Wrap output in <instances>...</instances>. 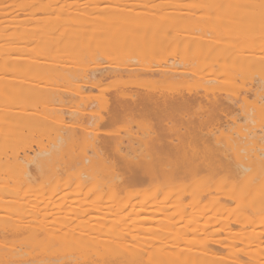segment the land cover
<instances>
[{
	"label": "bare ground",
	"instance_id": "bare-ground-1",
	"mask_svg": "<svg viewBox=\"0 0 264 264\" xmlns=\"http://www.w3.org/2000/svg\"><path fill=\"white\" fill-rule=\"evenodd\" d=\"M170 45L178 62L153 68ZM202 61L204 94L120 92L95 122L83 108V91L105 78L158 71L183 85ZM248 75L259 84L250 91ZM224 82L244 105L248 93L261 99L253 114L237 106L253 125L231 142L236 104L207 97ZM263 96L264 0H0V264H264V136L252 133ZM201 103L217 114L206 133L210 111L185 119ZM104 119L137 131L100 133ZM213 156L215 176L198 179ZM218 174L230 180L214 184Z\"/></svg>",
	"mask_w": 264,
	"mask_h": 264
},
{
	"label": "rangeland",
	"instance_id": "rangeland-1",
	"mask_svg": "<svg viewBox=\"0 0 264 264\" xmlns=\"http://www.w3.org/2000/svg\"><path fill=\"white\" fill-rule=\"evenodd\" d=\"M77 0H70V2H76ZM4 4L5 5H12L11 4V2H4ZM9 11H17V13L18 14H20V16L22 17V18H27V14L24 12V11H22V10H20L19 11V8L18 7H9ZM39 17H45V14L44 13H40L39 14ZM193 25V26H192ZM196 27V24H189V25H187L186 26V28L184 29V30H186V31H189V28H191V27ZM261 26V25H260ZM262 27V26H261ZM192 29V28H191ZM190 29V30H191ZM193 30V29H192ZM167 47H169V46H167ZM164 48V50L159 54V55H157L156 56V60H155V62H157L158 63V61L159 62H161V61H164V63L162 62L161 63V65L159 64V66H157V65H153V68H159V69H166L168 66H171L173 63H177L178 62V60H179V54H178V51L177 52H175V50L174 49H172V48H175V46H173V45H170V48L171 49H169V48ZM195 47H193V49H189L187 52H185L184 53V57L186 56V57H191L194 53H193V51H196L195 49H194ZM176 50H177V48H175ZM165 53V54H164ZM163 57V58H162ZM162 58V59H161ZM178 58V59H177ZM173 62V63H172ZM203 63H199V65H197V71H199V72H197L195 69H193L192 67L194 66V68H196L195 66H196V63H195V65H192L191 63H189V64H191V65H184V67L185 68H183L184 70H187V71H190L191 73H192V70H195V71H193V72H195V73H192V74H190V73H188L186 76H187V78L185 79L187 82H185L184 80H183V85H182V80H181V82H178V83H176L175 84V86H174V84L172 85L171 83H165V82H163L162 80H161V78H158L159 77V72L158 71H155L156 72V74H155V72H153L151 75L149 74V75H146V76H144L142 79H140L139 81H134V79L133 78H128V77H126V75L125 74H122V78H121V81L119 80V83L118 82H116V80L115 79H117L118 80V75H116V76H112V78L111 77H108V78H110V79H108V78H105V79H103V83H102V87L100 86V87H94L93 89H91V88H88V89H86V91L84 90L83 92H86V93H84V94H86V95H84L83 94V97H81V98H83V100H84V102L86 103L88 100H90L88 103V105H85V103H84V105H85V107H83V103H81V98H79V95L77 96V95H74V97H73V104L75 103V104H77V105H79V106H77V105H73V107L71 108L72 110H76V109H78V108H84L85 109V112L86 113H93V112H91V111H94V115L92 114V116H90V118H91V122H95L99 117H100V115H101V117L103 116V118H105V117H108V115H106L107 114V112H104V110L105 111H107V108H106V106H107V104H111V102H112V100H113V98H115L116 96H118V95H120L122 92L124 93V94H127L128 95V93L130 94V96H133L134 94H136L137 92V94L136 95H140V94H151L152 92L150 91V90H152L153 91V93L155 94V95H164L163 97H165V95H166V97H167V95H169L170 97L172 96V97H174V95H172V94H182V96L183 95H188L189 93V91H191L192 93L193 92H199V94H202L203 92V86L201 87V86H199L200 84H201V77L203 76V75H208L209 74V72H210V68H208V67H206L205 65H206V61H202ZM102 63H103V61H102ZM101 63V64H102ZM154 63V62H153ZM169 63V64H168ZM172 63V64H171ZM204 63H205V65H204ZM111 63H107V62H105L104 64H102V66L101 67H104V66H109ZM167 64H168V66H167ZM93 65V64H92ZM104 65V66H103ZM111 65H113V64H111ZM164 65V66H163ZM59 66H61V64H59ZM58 66V67H59ZM88 66V65H87ZM95 66V64L93 65V66H89V68L90 67H94ZM166 66V67H165ZM190 66H191V68H190ZM188 67V68H187ZM88 68V70H90ZM190 68V69H189ZM191 76H190V75ZM124 75H125V77H124ZM189 75V76H188ZM209 75H211V74H209ZM209 75L208 76H204V78H206V79H208V78H212V76H210L209 77ZM150 76V77H149ZM153 78H152V77ZM248 76H250V77H247V78H245V79H247V80H244V79H242L243 80V82H245V84L243 83V86H241L240 85V81H239V79L240 78H237V82H236V84L240 87H242V88H245L246 90H249V88H250V90H252V89H254V88H256L257 87V85L256 84H258L256 81V84L254 83V80H256L257 78L256 77H253L252 76V78H251V75H248ZM255 76V75H254ZM114 77H115V79H114ZM147 77H149V78H151V79H148ZM185 77V76H184ZM120 78V77H119ZM125 78V79H124ZM128 78V79H127ZM157 78V79H156ZM203 78V79H204ZM113 79L115 80V81H113ZM146 79H148L147 80V82L148 83H150V84H148L147 82H146ZM250 79V80H249ZM123 80L125 81L124 83H123ZM128 80V81H127ZM150 80V81H149ZM234 80V79H233ZM235 80L233 81V84H234V82H235ZM228 81H230V80H228ZM106 82V83H105ZM152 82H153V84H152ZM155 82H159V83H155ZM163 84H162V83ZM198 82H200L199 84H198ZM231 82V84H232V81H230ZM229 82V83H230ZM148 85H147V84ZM205 83H207V82H205ZM208 83H210V82H208ZM208 83H207V85H208ZM225 84H226V82H224ZM224 83H223V85H224ZM253 84L254 83V85H252V89H251V84ZM105 84V85H104ZM128 84V85H127ZM129 84H133L132 85V88H131V86L129 87ZM146 84V85H145ZM157 85V87L155 86V85ZM171 84V85H170ZM180 86H179V85ZM198 84V85H197ZM211 84V83H210ZM213 84H214V82H213ZM103 85H104V87H103ZM161 85V86H160ZM204 85V84H203ZM219 85V84H218ZM222 85V83H220V85L219 86H217V84L215 83V85H214V87H209L208 89H207V92H209V93H211V95L210 94H207V97L211 100V98L212 97H214V98H216V99H221V101L220 102H224V101H226V103L225 104H227V102L228 101H232L231 102V104H236V105H234V113L233 114H235V116L237 117L236 118V124L235 125H233V127L234 128H232V126H231V129L233 130V132H232V130L230 129V131L229 130H226V131H224L225 133H226V135L227 134H229V136H230V134L232 133V137H231V139H228L229 141L228 142H231L230 140H232V138H234L235 136L237 137L238 135H240L241 134V128H242V131H244V133H247V129H245L246 127H247V125L249 124V120H248V124H246L247 122H245V120L244 119H242L241 118V116L239 115V112L240 111H238L239 110V108H242V105L244 106V108H242V111L244 110V109H246V110H252L253 109V107L255 108V106H254V104H253V99H255V104L256 105H260V102H259V100H261V99H257V98H254V97H256V96H254V95H249L248 96V94H250V93H246L247 94V97L248 98H246L247 100H248V102H246V103H248V104H246V105H244L245 103H243L242 101H240V100H238L239 99V97L241 98V96L243 95V94H238L239 93V91L238 92H236V93H234V90L235 89H237V88H239V87H237V85H236V88L235 87H232V86H230V84H229V86L230 87H232V89L230 88V87H228V85L226 84L225 85V87L223 86H221ZM245 85V86H244ZM259 85V84H258ZM134 86V87H133ZM148 86V87H147ZM154 86V87H153ZM176 86H178V87H176ZM215 86H217L216 88H215ZM235 86V85H234ZM254 86V87H253ZM136 87V88H135ZM139 87V88H138ZM141 87H144V88H147V89H143V88H141ZM201 87L202 88V91H199V88ZM204 87H208V86H205L204 85ZM219 87V88H218ZM65 88V87H64ZM102 89V90H100V89ZM138 88V89H137ZM215 90H214V89ZM99 89V90H98ZM141 89V90H140ZM150 89V90H149ZM198 89V90H197ZM210 89V90H209ZM217 89V90H216ZM201 90V89H200ZM209 90V91H208ZM213 90V91H212ZM241 90V89H240ZM249 90V91H250ZM260 90V92L262 91L261 89H259ZM127 91V92H126ZM155 91V92H154ZM188 91V92H187ZM121 92V93H120ZM190 92V93H191ZM202 92V93H201ZM240 93H241V91H240ZM242 93H244L243 91H242ZM116 94V95H115ZM118 94V95H117ZM204 94V93H203ZM252 94V93H251ZM158 95V96H159ZM209 95V96H208ZM213 95V96H212ZM231 95V97H229ZM233 95H237L238 97H237V101L236 100H229L230 98H232L233 97ZM241 95V96H240ZM115 96V97H114ZM243 96H245V95H243ZM242 96V97H243ZM113 97V98H112ZM171 97V98H172ZM175 97H178V95L177 96H175ZM110 98H111V100H110ZM167 98H169V97H167ZM244 98V97H243ZM261 98V97H260ZM263 98H264V96H263ZM79 99H80V102H79ZM233 99V98H232ZM78 100V101H77ZM213 100V99H212ZM245 100V99H244ZM246 100V101H247ZM258 100V102H256ZM264 99H262V101H263ZM261 101V103H263ZM83 102V101H82ZM202 102H204V103H206L205 101H202ZM234 102V103H233ZM203 103V104H204ZM241 103H243L242 105H241ZM87 104V103H86ZM207 104V103H206ZM229 104V103H228ZM227 104V105H228ZM230 104V105H231ZM253 104V105H252ZM90 105V106H89ZM108 105V108L110 107ZM208 105V104H207ZM207 105H202V103H201V107L202 106H204V110L202 109L201 111L198 109L197 110V112L195 111L196 109H195V106L196 105H194V107H193V109H190L189 108V110H187L188 112L185 114V113H182L183 115L185 114L186 116H185V119H186V117H188V116H192V114H193V116L191 117V118H195L196 119V121H197V117H198V120H200V118H203V119H205L206 120V115L209 113L208 111H210L209 109H208V111H206V109L205 108H207V107H211L210 105L209 106H207ZM227 105H225V106H227ZM237 106H239V108L237 107ZM241 106V107H240ZM89 107V108H88ZM198 106H196V108H197ZM38 108L40 109V107L38 106ZM90 108H92V109H90ZM238 108V109H237ZM193 110V111H192ZM232 110V111H233ZM241 110V109H240ZM246 110H245V112H246ZM189 111L191 112L190 114L191 115H188L187 116V114H189ZM198 111H200V112H198ZM212 111V110H211ZM210 111V113H211V115L210 114H208L207 115V117L210 119H207L208 120V122L207 123H204V126H205V128H204V130L205 129H210L211 127H213L214 128V126H212L211 124H210V122H211V118L209 117V116H213L212 114L214 113V112H211ZM241 111V112H242ZM254 109H253V113H254ZM184 112V111H183ZM195 112V113H194ZM203 112H205V114H206V112H208L206 115L203 113ZM96 113V114H95ZM99 115H98V114ZM197 113H198V115H199V113H200V115L199 116H197ZM202 113V114H201ZM216 113V112H215ZM251 113H252V111H251ZM252 113V114H253ZM104 114V115H103ZM180 114V116L182 117V114L181 113H179ZM203 114H204V116H203ZM88 115V114H87ZM91 115V114H90ZM98 115V116H97ZM202 115V116H201ZM215 115H217V114H215ZM214 115V116H215ZM175 116H177V115H175ZM196 116V117H195ZM213 116V117H214ZM88 117H89V115H88ZM174 117V116H173ZM178 117L179 116H177V118L176 119H178ZM180 117V118H181ZM184 117V116H183ZM182 117V118H183ZM189 117V119H191ZM261 117H259V119H257L256 120V122H255V129L253 128L252 130H255V131H252V130H250L249 128H250V126L251 125H253V124H249V130L250 131H252V133L253 132H255V134L254 135H257V136H261V137H263L264 136V119H260ZM94 119H95V121H94ZM214 119H215V117H214ZM214 119L212 118V122H214ZM152 120V119H151ZM150 120V121H151ZM154 120V119H153ZM167 120H169V119H167ZM174 120V119H173ZM193 120V119H192ZM204 120V121H205ZM206 120V121H207ZM149 121V122H150ZM155 121V120H154ZM210 121V122H209ZM247 121V120H246ZM104 122H105V119H104V121H103V123L101 122V124H99L98 126V130H99V132L100 133H102V132H104V133H108V134H111V135H121V136H123L128 130H131V131H137V127L135 126V125H130V126H128L127 124H129L128 122H127V124H125V122L124 123H115L114 125H108V126H106V124L107 123H105L104 124ZM258 122V123H257ZM150 123H153V122H150ZM221 123H223V122H221ZM131 124H133V123H131ZM207 124V125H206ZM208 124L210 125V126H208ZM236 125H237V127H236ZM258 125V126H257ZM206 126H208L207 128H206ZM240 126V127H239ZM89 127V126H88ZM240 129H239V128ZM257 127H259V129L257 128ZM91 130H94L93 129V125H91L90 127H89ZM215 128H216V126H215ZM208 129V130H209ZM258 129V130H257ZM208 130H205L204 132L206 133V131H208ZM213 130H215V131H213V132H215L216 133V129H213ZM238 130H239V132H240V134H239V132H238ZM235 132V133H234ZM236 132L238 133V134H236ZM225 133H224V136H225ZM244 133H242V134H244ZM236 134V135H235ZM215 136H218V133H216V135H214V136H212L211 135V137H215ZM224 136H223V140H221V141H226L227 139H226V137L228 136H226L225 138H224ZM228 136V137H229ZM256 136V137H257ZM210 137V138H211ZM229 137V138H230ZM260 137V138H261ZM258 138V137H257ZM260 138H258V144L261 146V144L262 145H264V142H263V140H264V137L260 140ZM233 140H235V138L233 139ZM257 140V139H256ZM197 141V140H196ZM224 141V142H225ZM260 141V142H259ZM261 141L263 142V143H261ZM223 142V143H224ZM198 143H199V145H201V143H200V141H198ZM261 143V144H260ZM197 143H196V147L198 148V150L200 151V150H202V147L201 146H199ZM263 152H261V154H262ZM242 154V153H241ZM245 154V153H244ZM243 155V154H242ZM247 155V154H246ZM251 155V154H250ZM30 157L32 156V155H29ZM249 156V155H248ZM248 156H247V158H248ZM213 159H210V160H213V161H210V160H208L209 161V164H211L212 163V167H210L211 168V171H209V173H207L206 171H207V169H205V168H203V169H199V172L197 173V178L198 179H203L204 177H206L208 174H212V173H210V172H213V177L215 176V173H216V171L214 170V168H213V162H215V159L217 160V158L218 157H215V159H214V156L212 157ZM246 158V157H245ZM243 159V158H242ZM246 160V159H245ZM23 164H26V163H24L23 162ZM215 165V164H214ZM202 166H203V164H202ZM213 168V169H212ZM206 170V171H205ZM210 170V169H209ZM215 171V172H214ZM208 176H210V175H208ZM251 176H249V178H250ZM248 178V177H244V179H243V184L244 183H246V179ZM258 179H260V180H258V181H261L260 182V184H262V182H264V175L261 177V178H258ZM228 180H230V177L229 176H225V175H222V174H218L217 175V177L216 178H214V181H213V183L214 184H224V183H226V182H228ZM248 181H249V179H248ZM262 185H264V184H262Z\"/></svg>",
	"mask_w": 264,
	"mask_h": 264
}]
</instances>
